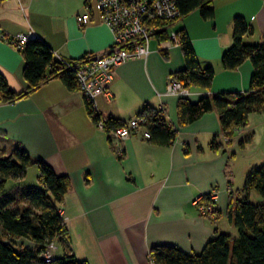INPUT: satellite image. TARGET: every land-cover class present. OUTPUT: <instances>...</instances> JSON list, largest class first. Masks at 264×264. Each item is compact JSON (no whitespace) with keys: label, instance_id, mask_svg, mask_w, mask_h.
<instances>
[{"label":"crops","instance_id":"obj_1","mask_svg":"<svg viewBox=\"0 0 264 264\" xmlns=\"http://www.w3.org/2000/svg\"><path fill=\"white\" fill-rule=\"evenodd\" d=\"M97 1L0 0V74L8 87L26 89L24 61L12 45L18 34L42 40L55 59L103 54L111 36L99 23ZM212 8V19L204 20L194 10L167 29L184 30L199 65L213 69L209 89L189 87L186 97L166 95L169 80L185 62L179 46L160 47L152 38L149 54L116 66L108 94L94 100L103 120L122 123L145 107H162L167 127L175 132L169 146L143 139L142 128L111 141L92 122L81 93L67 90L56 78L13 104L0 103V148H21L69 180L70 189L58 206L67 237L55 241L57 255L71 250L87 264H153V246L198 254L218 233L236 236L226 213L244 195L247 171L264 162V113L249 115L244 128L226 137L214 110L179 126L176 106L181 98L194 103L248 91L250 62L227 71L220 57L231 45L235 17L249 27L245 44L264 42V0H213ZM85 13L89 22L79 26L76 16ZM212 142L216 149H211ZM117 147L121 155L115 154ZM38 187L37 167L31 163L24 179L6 183L0 199ZM211 190L217 192L215 211L201 215L191 202Z\"/></svg>","mask_w":264,"mask_h":264},{"label":"trees","instance_id":"obj_2","mask_svg":"<svg viewBox=\"0 0 264 264\" xmlns=\"http://www.w3.org/2000/svg\"><path fill=\"white\" fill-rule=\"evenodd\" d=\"M174 1L179 19L194 10L204 20L213 18V0ZM248 32L249 27L244 19L235 17L232 21L231 45L220 57L221 66L227 71L235 70L245 61L250 62L252 74L248 91L203 97L194 103L179 99L176 106L179 126L190 124L214 110L223 134L229 137L246 126L249 115L264 113V42L245 44L243 38ZM176 33L185 66L173 77L185 88L209 89L213 69L199 65L184 30ZM166 34L164 31L159 38L164 39ZM18 50L24 61L22 76L26 89L21 92L11 90L0 74V103L13 104L53 78L59 79L67 90H77L74 74L54 58L51 49L42 40L31 38ZM86 111L93 123L101 118L100 115H92L87 105ZM141 115L147 117V141L157 146H169L174 141L175 132L167 127L164 119L157 117L156 110L145 107L138 114ZM123 124L107 118L103 129L109 135L112 129ZM216 148L217 145L212 142L211 149ZM31 163L37 167L40 187L0 199V264H87L79 261L71 250H62L59 255L55 250L48 251L50 244L54 245L57 239L67 237V228L58 208L70 189L66 176L55 175L45 163L33 161L21 148L11 151L0 148V193L8 181L24 179ZM251 191L259 196L255 202L247 200ZM242 192L245 197L238 200L233 208H228L226 213L228 222L236 231L235 237L218 233L205 243L198 254H186L174 246H153L149 252L152 263L264 264V162L247 171ZM48 252L51 257L45 259L44 255Z\"/></svg>","mask_w":264,"mask_h":264},{"label":"built area","instance_id":"obj_3","mask_svg":"<svg viewBox=\"0 0 264 264\" xmlns=\"http://www.w3.org/2000/svg\"><path fill=\"white\" fill-rule=\"evenodd\" d=\"M97 10L99 23L110 33L111 41L103 54H88L76 60L57 58L63 66L74 74L77 90L83 96L85 104L92 110V115H99L94 100L100 95L108 94V86L113 79V69L127 61L145 58L149 54V43L152 38L158 40L160 47L179 46V36L174 31H167L170 25L179 19V12L174 0H98ZM79 26L89 22L87 13L76 16ZM164 23V25H157ZM166 37L160 39L163 32ZM34 38L31 34H18L12 39V45L18 50L26 42ZM188 89L183 87L175 78H171L166 86L165 94L169 96L186 97ZM163 108L156 110L158 118L163 119ZM147 117L144 115L124 123L122 126L109 132L111 141L127 138L142 128L141 137L149 138L145 128ZM99 128H104V120L100 118L95 123ZM226 141V140H225ZM115 154L121 155V150L116 148ZM207 197L208 202L205 201ZM217 192L211 190L206 195H200L192 200L201 215L214 211ZM53 252L55 246L50 244L48 251ZM48 252L44 258L48 259Z\"/></svg>","mask_w":264,"mask_h":264},{"label":"rangeland","instance_id":"obj_4","mask_svg":"<svg viewBox=\"0 0 264 264\" xmlns=\"http://www.w3.org/2000/svg\"><path fill=\"white\" fill-rule=\"evenodd\" d=\"M151 40H152V39H151ZM243 197H245V196L242 195L240 199H242ZM258 199H259V196H258V194H257L255 191H251V192L249 193L248 197H247V200L250 201V202H255V201H257ZM214 211H215V210H214ZM214 211L211 212V213H209V214H213ZM207 215H208V214H207ZM235 234H236V232H235ZM18 243H19V242H18ZM54 245H55V244H54ZM56 245H57V248H58V252H57V254H58V253H59L60 246H59L58 242H56ZM55 248H56V247H55Z\"/></svg>","mask_w":264,"mask_h":264}]
</instances>
